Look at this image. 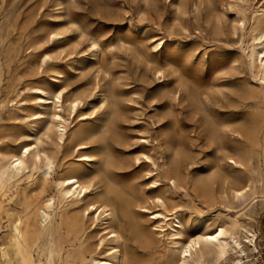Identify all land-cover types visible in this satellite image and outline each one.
<instances>
[{
	"label": "rangeland",
	"instance_id": "374dc122",
	"mask_svg": "<svg viewBox=\"0 0 264 264\" xmlns=\"http://www.w3.org/2000/svg\"><path fill=\"white\" fill-rule=\"evenodd\" d=\"M257 32L264 0H0V161L30 146L27 168L0 190V264H86L112 248L117 264H181V243L235 218L257 233L246 264L264 262ZM46 157L54 168L41 186ZM65 171L81 175L85 197L58 198ZM217 175L225 184H211ZM205 181L204 193L195 184ZM118 191L140 235L122 218ZM26 207L36 234L19 263L6 222Z\"/></svg>",
	"mask_w": 264,
	"mask_h": 264
},
{
	"label": "bare ground",
	"instance_id": "6f19581e",
	"mask_svg": "<svg viewBox=\"0 0 264 264\" xmlns=\"http://www.w3.org/2000/svg\"><path fill=\"white\" fill-rule=\"evenodd\" d=\"M255 36H256L255 40L260 43L262 40H264V32H257ZM263 47H264V43L262 44L260 48L253 49L252 54H251V56L255 54V56L260 61V64L262 67L261 68L262 76L260 75V78L264 77V49ZM37 90L40 91L41 93L40 89H37ZM72 105H73L72 108H74L75 104H72ZM208 135L210 139L219 138V135L217 134V129L212 124L208 125ZM23 149L24 151L20 153L16 151H13L12 153H10L8 155V161L6 163H2L0 161V190L4 186H9L10 184L13 183V181L17 180V178L20 176V174L23 171V166L24 168H27L26 163L24 162L23 159L26 157V154L29 153L30 146H25ZM33 158L37 162L39 161L37 153H35ZM84 159H87V158H84ZM174 161H175L174 165L178 166L179 159L177 158ZM52 168H54L53 162L49 158L46 157L45 158V170L42 172L44 179L40 183L41 186L46 183L47 175L49 174V171ZM65 174L69 175V171H65L59 174L57 178L56 187L58 188V198L66 201L67 199L72 200L71 197L77 198L78 196H81V199L85 197L89 187L84 185L82 181H80L81 175L79 173H73L71 174L72 176L64 179L62 176ZM214 180H217L220 183V185H223L226 182V178L224 176H219V175H217V177L211 180V184H213ZM173 184L175 185L174 182ZM195 185L197 186L198 190H202L204 191V193L208 190L207 186H209V184H207L206 181L205 183L199 182ZM241 187H242L241 180L236 179L233 182V186H232L233 198L238 199L243 196L244 192L240 190ZM112 193L114 195L113 199L117 200L122 205V208H123L122 218L128 223V225L130 226L134 234L140 235V232H141L140 226L135 222L134 218L125 211V208L129 207L131 202L122 192L118 191V192H112ZM43 201L45 203L43 208L45 209H43L41 212V219H42V222L44 223L46 220L49 219V215L47 214V209L51 208L53 198L45 197ZM94 204H88L86 207V211L93 210L97 212L99 208H95ZM106 207L107 206H102V209L104 208V210L99 211L97 214V217L108 211L106 210ZM0 209H1V206H0ZM28 210L29 208L26 207L22 215H16V217L13 219L8 218L6 222V227L12 230L13 232V244L11 245V248L13 249L14 256L19 263L26 262L27 260L26 254L28 253V250L30 249L29 248L30 240L36 234L34 220L32 217H30ZM155 215L156 216L152 217L153 219L162 217V215L160 216L159 214H155ZM245 226H247V223L241 222L237 218H235L226 223H222L220 226H217L215 231L211 234L201 233L197 235L196 237L189 239L186 243H181L180 249L178 250L181 264H184L186 261H188L189 258H191L192 252L194 253V255L197 254V256L195 255L197 258L194 262L192 260V264H207L205 261L206 257H212L214 259V264H246L248 263L250 261L249 257L257 253V242L255 240L257 233L254 231L251 225H248L247 228ZM110 234H112L110 238L117 237V235H115L114 232H111ZM178 235H179L178 233L174 234L175 237ZM211 236H216L217 238L215 240L209 239V237ZM142 237L143 235H141V241L144 245H146L148 243V240L145 238L142 239ZM55 251H56V246L54 245L52 252H55ZM3 256L6 259H8V251L4 250ZM118 256H119V251L117 250V248H112L108 260H100V259L95 260L94 258H91L86 264H117L119 260ZM230 257L232 258V260L227 261L228 259H230Z\"/></svg>",
	"mask_w": 264,
	"mask_h": 264
},
{
	"label": "snow or ice",
	"instance_id": "6c2138e0",
	"mask_svg": "<svg viewBox=\"0 0 264 264\" xmlns=\"http://www.w3.org/2000/svg\"><path fill=\"white\" fill-rule=\"evenodd\" d=\"M216 238H217L216 236L209 237V239H213V240H215Z\"/></svg>",
	"mask_w": 264,
	"mask_h": 264
},
{
	"label": "built area",
	"instance_id": "2783aa9c",
	"mask_svg": "<svg viewBox=\"0 0 264 264\" xmlns=\"http://www.w3.org/2000/svg\"><path fill=\"white\" fill-rule=\"evenodd\" d=\"M263 249H264V247H263ZM257 261V260H256ZM259 264H263L264 262H262V260H260V261H257Z\"/></svg>",
	"mask_w": 264,
	"mask_h": 264
}]
</instances>
